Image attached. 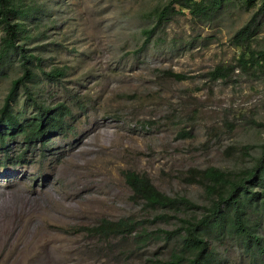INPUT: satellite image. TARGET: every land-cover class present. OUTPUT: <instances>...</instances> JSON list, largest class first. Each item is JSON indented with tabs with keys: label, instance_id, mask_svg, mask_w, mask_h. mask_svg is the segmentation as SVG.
<instances>
[{
	"label": "rangeland",
	"instance_id": "obj_1",
	"mask_svg": "<svg viewBox=\"0 0 264 264\" xmlns=\"http://www.w3.org/2000/svg\"><path fill=\"white\" fill-rule=\"evenodd\" d=\"M170 1L14 0L25 10L15 17L24 23L19 42L41 58L31 82L35 96L49 105L64 102L72 116L67 130L44 148L26 147L21 136L0 147V264L168 259L179 249L178 237L155 231L178 225L169 216L174 210L134 201L123 171L145 172L160 191L204 205L211 197L203 187L182 180L188 168L237 172L254 164L264 142V66L236 67L227 79L211 80L208 72L235 63L240 48L231 37L259 0L251 7L223 0L209 16L175 2L158 23L155 10ZM260 20L256 49H264V14ZM2 36L0 28V44ZM54 68L64 74L51 79L41 71ZM165 70L186 78L168 77ZM21 74L15 53L0 60V107ZM12 109L22 119L35 112L21 85ZM244 145H250L247 153ZM202 213L184 206L176 212ZM157 214L167 216L153 219ZM127 216L145 220L141 228L152 234L144 244L142 229L108 240L75 229ZM251 221L264 237V214L253 210ZM215 243L219 264H248L233 235Z\"/></svg>",
	"mask_w": 264,
	"mask_h": 264
},
{
	"label": "trees",
	"instance_id": "obj_2",
	"mask_svg": "<svg viewBox=\"0 0 264 264\" xmlns=\"http://www.w3.org/2000/svg\"><path fill=\"white\" fill-rule=\"evenodd\" d=\"M175 2L188 8L194 15L209 16L221 6L223 0H171L163 9L155 10L157 22L166 15L169 6ZM247 6L256 5L257 0H244ZM25 14L14 0H0V28L3 30L0 44V60L10 54L18 56L22 74L11 81L10 88L0 107V147L5 148L7 139L21 136L26 147L39 145L44 148L50 137L64 133L69 127L68 120L72 111L64 102L46 104L36 98L31 82L40 67L39 55L29 53L28 48L20 43L24 23L15 19L17 15ZM264 14V0H259L257 8L248 20L232 35L231 42L240 48V54L234 64H217L208 72L211 80L227 79L236 67L242 71H259L264 66V49L252 46V40L261 27V16ZM153 29L145 30L146 39ZM51 79L61 77L63 69L54 68L43 72ZM164 73L176 80L186 78L185 74L165 70ZM31 101L34 114L31 118L22 119L12 109V101L19 86ZM250 145L240 149L247 153ZM261 152L255 162L248 168L237 172L221 170L215 166L205 168L190 167L182 180L186 183H196L203 187L211 197L208 204L198 205L185 195H168L160 191L145 172L124 170L125 182L132 191L131 198L142 203L144 208L157 207L174 210L169 215L178 221L172 229L157 228L156 234L165 238L178 237L179 249L173 251L168 259H149L151 264H219L216 260L215 241L220 235L228 234L236 237L243 246L248 257V264H264V237L257 225L251 221L253 210L264 214V142ZM7 152V151H6ZM5 152V153H6ZM22 153L17 155L20 159ZM201 208L203 213L196 217L178 216L176 212L182 207ZM167 214H157L153 219L165 218ZM145 220L133 217H121L116 220L101 218L90 226H79L75 229L84 231L87 235L99 239L126 238L137 234ZM139 234V233H138ZM152 232L143 231L139 240L145 243ZM122 264H137L122 262Z\"/></svg>",
	"mask_w": 264,
	"mask_h": 264
},
{
	"label": "bare ground",
	"instance_id": "obj_3",
	"mask_svg": "<svg viewBox=\"0 0 264 264\" xmlns=\"http://www.w3.org/2000/svg\"><path fill=\"white\" fill-rule=\"evenodd\" d=\"M83 141V140H82Z\"/></svg>",
	"mask_w": 264,
	"mask_h": 264
}]
</instances>
